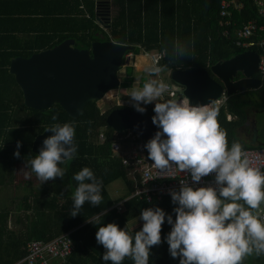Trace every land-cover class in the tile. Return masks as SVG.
<instances>
[{
	"label": "trees",
	"instance_id": "16d2710c",
	"mask_svg": "<svg viewBox=\"0 0 264 264\" xmlns=\"http://www.w3.org/2000/svg\"><path fill=\"white\" fill-rule=\"evenodd\" d=\"M62 2L56 1V4L49 6L46 15L48 26L41 29L40 35L18 42L16 49L12 51L0 50V178L3 180L4 175L12 172L18 164L26 165L27 160L33 158L35 154L32 152V145L35 137L54 123L67 122L74 125L77 154L74 159L61 165L65 169L64 177L51 179L53 187L46 188L39 197L36 196L38 199L36 198L35 206L32 207L26 232L21 238L16 236V241L12 242L2 238L5 235L10 239L15 233L7 229V214L0 215V264H18L22 261L26 257V246L30 241H51L67 233L71 234L75 248L73 254L60 264H105L102 255L106 250L97 244L95 236L99 225L86 221L93 214L100 213L101 209L107 210V214L101 217V223L114 222L121 228L127 225L133 233L142 226L131 230L128 224L139 217L142 208L159 206L175 218L172 211L175 205L172 204L171 198L153 203L131 199L124 203L122 212L111 209L127 196L113 199L108 191L110 184L122 180L129 190L128 195L131 193L126 171L121 161L113 157L111 150L117 132L107 124V117L113 109L126 106L116 105L102 111L98 101H94L86 106L83 114L77 119L72 118L58 104L44 110L27 108L23 92L9 71L14 58H29L67 39L75 40V46L81 50L91 49L93 42L113 41L134 46V51L128 52L127 55H138L141 49L146 53L165 51V56L159 64H167L166 71L172 72L180 69L210 70V67L218 62L231 59L245 51L223 35L220 27V0ZM250 20L264 25V19L258 16L254 0H245L243 10L234 12V21L238 28ZM176 40L187 43L188 50L184 55H181L179 47L173 48V42ZM252 49L259 51L257 48ZM257 77L264 82V77L260 74ZM153 108L154 106H147L143 115L153 116ZM53 115H56V121L51 119ZM251 115L256 117L258 132L254 142H247L240 136V128ZM217 121L226 131L229 145L236 141L241 144L242 149L264 148V84L257 90L227 96L226 103L218 110ZM101 134L105 135L103 143L98 141ZM17 141L22 145L19 158L13 155ZM85 166L90 167L95 175L102 179L103 199L97 207L85 202L80 214L72 217L69 214L73 203L72 193L77 186L72 177ZM257 209L252 210L253 213ZM170 228L167 222L162 226V243L152 247L150 264H179V258H172L167 243L163 242V237ZM122 264L134 262L130 257H125ZM242 264H264V255L246 256Z\"/></svg>",
	"mask_w": 264,
	"mask_h": 264
},
{
	"label": "clouds",
	"instance_id": "9594fccd",
	"mask_svg": "<svg viewBox=\"0 0 264 264\" xmlns=\"http://www.w3.org/2000/svg\"><path fill=\"white\" fill-rule=\"evenodd\" d=\"M181 55L188 50L186 42L176 40ZM167 64H148L145 72L158 78H147L142 87L132 86L128 96L132 107L145 113L142 105L154 104L151 119L157 127L144 148L148 159L162 171L172 167L188 177L180 180L178 190L168 194L175 207L167 213L159 206L142 208L140 230L130 232L127 225L101 223L106 209L86 221L97 226L96 242L106 250L105 264H122L130 257L134 264H150L153 246L162 243L161 230L167 222L170 231L163 237L172 258L179 264H242L249 255H264V218L254 214L264 202V172L253 167L239 142L229 145L226 131L217 121L218 104H193L187 96L165 98L169 84L160 78ZM57 120L56 115L51 117ZM47 130L53 134L43 140L39 153L26 166L43 183L63 178L61 165L75 158V127L72 123H54ZM21 142L13 155L20 157ZM212 176L211 183H203ZM77 186L72 193L69 214L76 217L85 202L100 205L103 181L90 167L73 174ZM243 201V203H241ZM247 206V207H246Z\"/></svg>",
	"mask_w": 264,
	"mask_h": 264
},
{
	"label": "water",
	"instance_id": "95a60500",
	"mask_svg": "<svg viewBox=\"0 0 264 264\" xmlns=\"http://www.w3.org/2000/svg\"><path fill=\"white\" fill-rule=\"evenodd\" d=\"M134 46L113 41L93 42L91 49H78L75 40L67 39L51 49L29 58L16 57L9 71L14 75L24 95L27 108L44 110L60 105L72 118L83 114L86 106L102 100L120 86L118 73ZM260 56L244 51L208 69L176 70L170 80L182 88V94L193 104H207L232 94L257 90L264 84L259 77ZM242 74L243 78L237 79ZM152 116L130 107L113 109L107 124L117 133L135 131L144 140L158 130ZM48 129V128H47ZM45 130L33 141L32 152L37 155L43 140L53 133ZM75 143V141H74Z\"/></svg>",
	"mask_w": 264,
	"mask_h": 264
},
{
	"label": "built area",
	"instance_id": "2783aa9c",
	"mask_svg": "<svg viewBox=\"0 0 264 264\" xmlns=\"http://www.w3.org/2000/svg\"><path fill=\"white\" fill-rule=\"evenodd\" d=\"M220 27L224 37L232 40L234 44L245 51H256L260 56V72L264 77V25H260L255 20L245 22L241 27L236 26L234 12H241L245 6V0H220ZM258 16L264 19V0H254ZM152 64H159L165 56V51L147 53ZM169 89L165 93V98H175L176 92L171 81L167 82ZM108 97L106 94L105 98ZM226 95L217 100L218 109L226 103ZM231 119V116H229ZM99 143L105 141V135L101 134ZM147 141L135 131L128 130L117 133L112 142L111 150L113 157L121 161L126 171L128 185L131 189L130 195L124 200L116 203L111 209L118 212L123 211V205L131 199L144 200L147 203L161 202L171 198L168 194L170 189L178 190L179 181L187 179L185 173L172 167L170 170L162 171L154 166L147 158V150L143 147ZM246 153L251 166L259 168L264 172V148L243 149ZM212 176L204 178L203 183H211ZM264 218V202L254 212ZM70 233L63 234L51 241L33 240L26 246V257L23 259L25 264H60L66 261L74 252V244Z\"/></svg>",
	"mask_w": 264,
	"mask_h": 264
},
{
	"label": "crops",
	"instance_id": "0c3cea01",
	"mask_svg": "<svg viewBox=\"0 0 264 264\" xmlns=\"http://www.w3.org/2000/svg\"><path fill=\"white\" fill-rule=\"evenodd\" d=\"M56 1L62 2V0H0V50L12 51L16 49L18 42L40 35L41 29L48 26L46 15L49 6L56 4ZM19 168L25 170L20 172ZM3 180L0 178V215L7 214V229L15 233V236L8 239L4 235L2 238L12 242L16 241V236L21 238L26 232L36 198L38 199L46 188H52L54 183L51 179L43 183L24 164H18L12 172L6 173ZM142 224L143 221L136 224L129 222L128 226L134 230ZM18 264L25 263L22 260Z\"/></svg>",
	"mask_w": 264,
	"mask_h": 264
},
{
	"label": "rangeland",
	"instance_id": "374dc122",
	"mask_svg": "<svg viewBox=\"0 0 264 264\" xmlns=\"http://www.w3.org/2000/svg\"><path fill=\"white\" fill-rule=\"evenodd\" d=\"M148 64H152L147 53L144 50H140L139 54L131 53L127 56L125 63L121 67L118 78L120 81V86L108 92V97H104L102 100L98 101V106L102 111H107L114 106H126L134 109L132 107L131 98L128 96L130 88L132 86L142 87L145 80L149 77L158 78L156 76H151L145 72V66ZM170 71H165L160 74V78L165 82H170ZM174 90L176 92V97L179 98L182 94V88L176 84H173ZM106 96V95H105ZM143 107L154 106V104L142 105ZM260 118V117H259ZM253 119H256L255 115L250 116L251 127L253 125ZM259 121V120H258ZM260 122V121H259ZM240 136L244 138L243 133H240ZM23 167V166H20ZM24 168V167H23ZM23 168H19L18 171L25 170ZM108 191L113 199L120 198L119 196H128L129 190L126 187V184L122 180H118L113 182L108 186ZM141 222L139 217L132 220V224H136Z\"/></svg>",
	"mask_w": 264,
	"mask_h": 264
},
{
	"label": "flooded vegetation",
	"instance_id": "af4514ba",
	"mask_svg": "<svg viewBox=\"0 0 264 264\" xmlns=\"http://www.w3.org/2000/svg\"><path fill=\"white\" fill-rule=\"evenodd\" d=\"M241 78H243L242 74H240L237 79H241ZM23 98H24V95H23ZM252 121H253L252 127L250 126L251 121L249 117L246 124L240 128V133L241 132L243 133V136H244L243 139L247 142H254L257 137L258 124H257L256 119H253Z\"/></svg>",
	"mask_w": 264,
	"mask_h": 264
}]
</instances>
